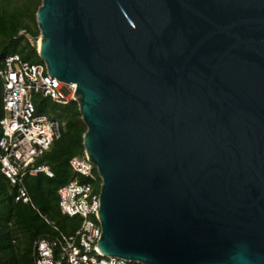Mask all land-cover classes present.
Returning a JSON list of instances; mask_svg holds the SVG:
<instances>
[{
    "label": "water",
    "instance_id": "95a60500",
    "mask_svg": "<svg viewBox=\"0 0 264 264\" xmlns=\"http://www.w3.org/2000/svg\"><path fill=\"white\" fill-rule=\"evenodd\" d=\"M37 54L76 85L97 247L264 264V0H41Z\"/></svg>",
    "mask_w": 264,
    "mask_h": 264
},
{
    "label": "built area",
    "instance_id": "2783aa9c",
    "mask_svg": "<svg viewBox=\"0 0 264 264\" xmlns=\"http://www.w3.org/2000/svg\"><path fill=\"white\" fill-rule=\"evenodd\" d=\"M0 83V172L18 187L15 201L31 205L24 180L39 174L52 177L48 166L34 162L60 137L58 122L38 114L35 102L45 99L67 105L75 101L76 85L50 78L43 63L23 61L17 54L1 56ZM69 166L75 177L58 190V207L62 215L79 218V228L71 236L54 228L56 237L36 241L34 264H134L103 256L99 251L101 227L96 185L100 178L84 153L72 157Z\"/></svg>",
    "mask_w": 264,
    "mask_h": 264
},
{
    "label": "trees",
    "instance_id": "16d2710c",
    "mask_svg": "<svg viewBox=\"0 0 264 264\" xmlns=\"http://www.w3.org/2000/svg\"><path fill=\"white\" fill-rule=\"evenodd\" d=\"M40 5L41 0H0L2 56L17 54L23 61L42 63L37 54L40 33L35 17ZM35 107L38 114L60 125V137L34 162L48 166L52 177L39 174L24 180L30 205L15 201L18 187L10 184L0 172V264H34L36 241L56 237L58 233L54 228L64 236H71L80 225L79 218L60 213L57 195L58 190L75 177L69 160L84 153L82 139L86 128L78 106L75 101L58 105L44 99L35 102ZM1 108L0 83V111ZM99 184L98 179L97 191Z\"/></svg>",
    "mask_w": 264,
    "mask_h": 264
},
{
    "label": "rangeland",
    "instance_id": "374dc122",
    "mask_svg": "<svg viewBox=\"0 0 264 264\" xmlns=\"http://www.w3.org/2000/svg\"><path fill=\"white\" fill-rule=\"evenodd\" d=\"M37 43H38V40H37ZM37 45V44H36ZM3 55V53H2V51H0V56H2ZM135 264V263H134Z\"/></svg>",
    "mask_w": 264,
    "mask_h": 264
}]
</instances>
